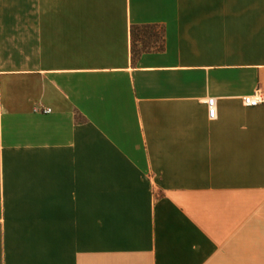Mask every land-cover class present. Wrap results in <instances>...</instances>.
<instances>
[{"label": "crops", "instance_id": "obj_1", "mask_svg": "<svg viewBox=\"0 0 264 264\" xmlns=\"http://www.w3.org/2000/svg\"><path fill=\"white\" fill-rule=\"evenodd\" d=\"M259 90L264 0H0V264H264Z\"/></svg>", "mask_w": 264, "mask_h": 264}, {"label": "trees", "instance_id": "obj_2", "mask_svg": "<svg viewBox=\"0 0 264 264\" xmlns=\"http://www.w3.org/2000/svg\"><path fill=\"white\" fill-rule=\"evenodd\" d=\"M165 30L158 25L132 27V51L134 61L145 53L165 50Z\"/></svg>", "mask_w": 264, "mask_h": 264}, {"label": "built area", "instance_id": "obj_3", "mask_svg": "<svg viewBox=\"0 0 264 264\" xmlns=\"http://www.w3.org/2000/svg\"><path fill=\"white\" fill-rule=\"evenodd\" d=\"M244 104L248 107H258L261 105H264V93L259 90L255 95L253 96H246L244 97ZM208 107H209V116L211 119L216 118V99L211 98L208 101ZM51 110H45L44 113L49 114L51 113Z\"/></svg>", "mask_w": 264, "mask_h": 264}]
</instances>
